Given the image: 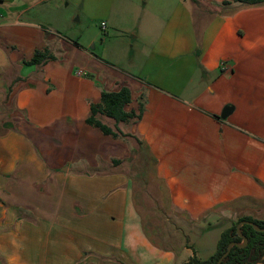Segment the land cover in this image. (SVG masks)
<instances>
[{"label":"crops","instance_id":"crops-1","mask_svg":"<svg viewBox=\"0 0 264 264\" xmlns=\"http://www.w3.org/2000/svg\"><path fill=\"white\" fill-rule=\"evenodd\" d=\"M80 1L0 0V264L206 260L240 217L264 221V5L97 0L98 51L70 36ZM123 87L140 118L102 116L125 134L105 135L91 105ZM146 171L162 225L137 206Z\"/></svg>","mask_w":264,"mask_h":264},{"label":"trees","instance_id":"trees-1","mask_svg":"<svg viewBox=\"0 0 264 264\" xmlns=\"http://www.w3.org/2000/svg\"><path fill=\"white\" fill-rule=\"evenodd\" d=\"M197 3V0H191ZM241 4L243 8L260 7L264 5V0H234ZM232 2H223V5H229ZM55 56L48 50L37 51L34 58L29 62L30 64H40L48 59H54ZM131 102V92L127 87H123L118 92H103L99 103L92 104L90 115L86 119V122L99 128L105 135H111L118 137L125 135L122 132H116L113 128L105 124L102 120V116L109 117L115 120L116 123L127 122L132 119L140 118V115H136L134 112L125 111L127 104ZM140 144L139 150L141 154L146 156V161L149 164L150 152L143 142L138 139ZM245 222L240 232L237 230V226ZM251 222V223H248ZM244 238L247 239V243L244 244ZM231 243H235L229 254L225 257L221 264H258L264 263V221L254 219L252 217H240L235 224L228 229L224 230L217 243L215 253L206 260H201L196 256L190 258L187 264H217L218 260L227 252L228 246Z\"/></svg>","mask_w":264,"mask_h":264},{"label":"rangeland","instance_id":"rangeland-1","mask_svg":"<svg viewBox=\"0 0 264 264\" xmlns=\"http://www.w3.org/2000/svg\"><path fill=\"white\" fill-rule=\"evenodd\" d=\"M82 1L83 0H81L78 5L72 4L69 8L74 15L75 21L72 23V32L70 36L72 38H81L84 45H88L90 41L94 40L97 45L95 47L96 49H98V51L103 48L111 49V46H103V44L105 45L103 39L108 38L109 34L107 35L105 32L103 33L100 31V25L102 24V22L100 21L99 17H92L93 13L96 11L97 0H84L86 1L85 7L83 6ZM87 11L90 12V15L88 17H85V13ZM105 121L112 122L107 119H105ZM129 143H131L132 146H135L133 139L129 138ZM143 169L146 168L144 167ZM143 169H139L138 172H140V170L143 171ZM139 174L141 173L137 174L138 180L136 182V186L138 188L137 190H135V198L136 201H138L137 206H139L141 216L143 217V220L146 219L155 224L162 225L161 221L168 219V216L166 217L163 214L161 215L159 212L151 210V208L155 207L156 204L160 205L161 202H164L165 196H163L160 189L158 188L159 184L155 181L156 179L154 177H151L152 174L150 171L148 172V174L147 171L142 172L141 177L139 176ZM148 179L150 180L148 181V183H146V180ZM151 182H153L154 185L151 184ZM236 222L237 221L233 222V224H235Z\"/></svg>","mask_w":264,"mask_h":264},{"label":"water","instance_id":"water-1","mask_svg":"<svg viewBox=\"0 0 264 264\" xmlns=\"http://www.w3.org/2000/svg\"><path fill=\"white\" fill-rule=\"evenodd\" d=\"M232 108L230 107V108H226L225 109V111H224V113L222 114V117L223 118H225L226 117V112L227 111H229V110H231ZM245 222H241L238 226H237V230H238V232H240V228H241V226L244 224ZM248 223H251V222H248ZM251 224H253V223H251ZM244 244H246L247 243V239L246 238H244ZM235 243H231L229 246H228V250H227V252L218 260V262H217V264H221L222 263V261L225 259V257L229 254V252H230V249H231V247L234 245Z\"/></svg>","mask_w":264,"mask_h":264},{"label":"built area","instance_id":"built-area-1","mask_svg":"<svg viewBox=\"0 0 264 264\" xmlns=\"http://www.w3.org/2000/svg\"><path fill=\"white\" fill-rule=\"evenodd\" d=\"M101 28H102V30H103L104 32L106 31V29H107V25H106L105 22H103V23L101 24Z\"/></svg>","mask_w":264,"mask_h":264}]
</instances>
